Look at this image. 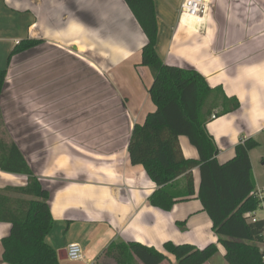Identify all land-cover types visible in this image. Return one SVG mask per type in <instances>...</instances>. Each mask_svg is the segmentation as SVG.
I'll return each instance as SVG.
<instances>
[{
    "label": "crops",
    "instance_id": "1",
    "mask_svg": "<svg viewBox=\"0 0 264 264\" xmlns=\"http://www.w3.org/2000/svg\"><path fill=\"white\" fill-rule=\"evenodd\" d=\"M153 2L156 49L163 62L194 67L211 87L239 101L238 109L206 124L223 163L241 139L257 140L264 132V0H211L202 18L191 21L180 19L182 0ZM0 6V20L4 14L18 22L5 33L0 30V43L6 41L9 51L25 38L42 40L12 56L6 66L0 112L16 135L12 140L49 191L53 227L46 241L57 252L65 253L69 243L82 247V260L61 263L99 264L113 242H140L164 253L167 241L198 248L216 242L196 194L169 211L152 206L148 197L156 185L142 165L130 162L133 125L142 123L155 105L147 92L152 75L141 83L134 68L141 67L140 61L133 66L108 56L128 55L130 48L145 43L124 0H0ZM138 71L146 76L142 67ZM179 143L185 158L198 157L187 137L180 136ZM252 151L258 189L264 183L258 182ZM193 179L197 193V168ZM26 180L0 170V188ZM177 221L184 222L183 228ZM9 230L8 223H0V264H7L1 239ZM221 250L222 263L212 258L204 264H227Z\"/></svg>",
    "mask_w": 264,
    "mask_h": 264
},
{
    "label": "trees",
    "instance_id": "2",
    "mask_svg": "<svg viewBox=\"0 0 264 264\" xmlns=\"http://www.w3.org/2000/svg\"><path fill=\"white\" fill-rule=\"evenodd\" d=\"M140 29L145 43L139 65L151 71L153 80L148 96L155 105L142 123H135L127 149L130 162L143 166L156 185L148 197L152 206L169 211L177 202L196 194L202 210L211 221L217 242L224 248L227 264H264V219L251 220L259 209V199L252 174L249 152L258 145L253 138L242 139L234 155L221 163L218 147L207 130L209 120L239 108L234 96L211 87L194 67L163 62L157 52L158 23L153 0H124ZM42 43L25 38L14 45L7 57L25 52ZM7 68L0 69V96L5 86ZM185 136L198 153L185 158L179 137ZM199 170L195 193L193 170ZM0 170L27 177L24 185L0 188V223H8V235L1 239L2 261L7 264H62L57 251L46 241L53 227L49 191L33 173L17 144L0 134ZM182 177V182L179 178ZM183 228V221H177ZM176 264H204L218 253V245L198 248L189 243L163 244ZM140 242H113L103 252L117 264H161L167 254Z\"/></svg>",
    "mask_w": 264,
    "mask_h": 264
},
{
    "label": "rangeland",
    "instance_id": "3",
    "mask_svg": "<svg viewBox=\"0 0 264 264\" xmlns=\"http://www.w3.org/2000/svg\"><path fill=\"white\" fill-rule=\"evenodd\" d=\"M0 7H1V9H4L3 8L4 6L3 7L0 6ZM1 19L2 20H0V30H3V32H4V29L5 30H9L10 29L9 26L15 27V25L18 24V22L16 23L15 21H13L11 19V17L9 18V16H6L4 14L1 17ZM198 19H197V21H198ZM138 36H139L140 41L145 42L144 33L140 30V28H139ZM0 44H2L1 51H0V53H1V68L4 69L7 66V57L9 55V52H10L9 50L10 49H9V45L7 44L6 41H2ZM140 49H141V43H139L138 45L130 48V52L131 53H128V55H126V53H123V52H119V53L118 52H112V53H109L108 56L111 57V59H110L111 61L112 60L113 61L117 60L119 62L128 63L129 65H133L134 66L135 62H139L140 61ZM138 67L139 66H137V67L134 66V68L136 69L137 76L140 79V82L141 83L142 82H144V83L145 82H150L149 81V77H151L150 75H152V74H151V71L149 70V68L146 67V66H141L143 68V70L146 72V76H145L142 72L138 71L139 68H141V67H139V68ZM146 77H148V81H147ZM150 80H151V78H150ZM0 134H2L3 137H7L10 140H12L13 137L16 136L15 134H13V130L10 133V129L5 127L4 121L2 120V117H1V112H0ZM256 141L258 142V145L255 148H253L252 159H253V162H254V167H255V169L257 171V174H258V176H257L258 177V182L259 183H264V132H262L260 135H258V139ZM23 152L26 153L25 150H23ZM256 212H257L256 215L259 218L264 219V211L258 210ZM214 243H216L218 245V253L213 258V261H215V263H222L223 258H220L219 250L222 249L221 251L223 253V249L224 248L222 247V245L220 243L217 242V240ZM189 244H191V243H189ZM261 248L264 249V243L261 244ZM173 258H169V256L167 255V258L161 264H173V263L176 264L175 258H174V262H172ZM90 262H93V261H90ZM99 264H117V263L114 261V259H112V257L104 256L102 258L101 262H99ZM132 264H142V263L139 260L134 259Z\"/></svg>",
    "mask_w": 264,
    "mask_h": 264
},
{
    "label": "built area",
    "instance_id": "4",
    "mask_svg": "<svg viewBox=\"0 0 264 264\" xmlns=\"http://www.w3.org/2000/svg\"><path fill=\"white\" fill-rule=\"evenodd\" d=\"M210 2L211 0H182L180 4V19L183 16H194L201 19L208 9ZM255 195H257L259 199H262L264 196V187L256 189ZM259 206L260 207L258 210L264 211V201H261ZM246 215H251L250 219L253 221L256 219H261L255 215V212H253V214L248 213ZM66 255L70 261H80L83 259L82 247L78 243H69L66 247Z\"/></svg>",
    "mask_w": 264,
    "mask_h": 264
},
{
    "label": "water",
    "instance_id": "5",
    "mask_svg": "<svg viewBox=\"0 0 264 264\" xmlns=\"http://www.w3.org/2000/svg\"><path fill=\"white\" fill-rule=\"evenodd\" d=\"M57 255H58L59 260H63V259L67 258L66 251H65V253H64V251H58Z\"/></svg>",
    "mask_w": 264,
    "mask_h": 264
},
{
    "label": "bare ground",
    "instance_id": "6",
    "mask_svg": "<svg viewBox=\"0 0 264 264\" xmlns=\"http://www.w3.org/2000/svg\"><path fill=\"white\" fill-rule=\"evenodd\" d=\"M195 18H197V17H194V16L193 17L183 16L181 19L184 20V21H187L186 19H188L189 21H191V20H193Z\"/></svg>",
    "mask_w": 264,
    "mask_h": 264
}]
</instances>
